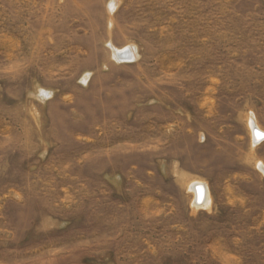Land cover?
Returning <instances> with one entry per match:
<instances>
[{
  "label": "rangeland",
  "instance_id": "374dc122",
  "mask_svg": "<svg viewBox=\"0 0 264 264\" xmlns=\"http://www.w3.org/2000/svg\"><path fill=\"white\" fill-rule=\"evenodd\" d=\"M256 125L264 0H0V264H264Z\"/></svg>",
  "mask_w": 264,
  "mask_h": 264
},
{
  "label": "bare ground",
  "instance_id": "6f19581e",
  "mask_svg": "<svg viewBox=\"0 0 264 264\" xmlns=\"http://www.w3.org/2000/svg\"><path fill=\"white\" fill-rule=\"evenodd\" d=\"M114 7V2L110 3V8ZM112 49V53L113 55H119L121 54L122 58L125 59H130V58H134L135 55V48H130V50H126V48L123 49H116L115 47H111ZM253 129L256 131V138L254 137V130H252V136H253V140L257 142V140L261 141L264 138H261L263 136H261L262 134L260 132L257 131H261V128H259L257 125L255 127H253ZM262 171L264 172V167L262 166ZM190 189L193 192V205L196 206L199 203H201L200 205L202 206H207L209 203V196H208V188L206 187V185L204 183L201 182H193L191 184Z\"/></svg>",
  "mask_w": 264,
  "mask_h": 264
},
{
  "label": "water",
  "instance_id": "95a60500",
  "mask_svg": "<svg viewBox=\"0 0 264 264\" xmlns=\"http://www.w3.org/2000/svg\"><path fill=\"white\" fill-rule=\"evenodd\" d=\"M120 56H121V54H120ZM119 58H122V57H119ZM257 132H260L262 134L261 136H263L261 138H264V132H261V131H257ZM255 134H256V131L254 130V137L256 138Z\"/></svg>",
  "mask_w": 264,
  "mask_h": 264
}]
</instances>
